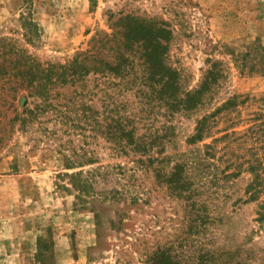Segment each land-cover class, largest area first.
<instances>
[{"label":"rangeland","instance_id":"rangeland-1","mask_svg":"<svg viewBox=\"0 0 264 264\" xmlns=\"http://www.w3.org/2000/svg\"><path fill=\"white\" fill-rule=\"evenodd\" d=\"M127 14L172 23L176 32L168 63L180 71L186 88H197L214 61L226 69L218 98L240 97V104L231 108L233 120L219 115L212 136L190 145L186 140L206 109L190 117L175 116L180 134L176 150L190 153L222 138L229 128L228 137L213 143L218 153L211 160L223 159L219 171L217 164L211 166L229 178L221 180L218 191L205 187L203 197L223 219L215 224L216 238L233 248L244 243L246 257L262 263L264 227L256 219L264 198V134L251 125L256 118L264 119V0H0V38L17 40L41 62L65 64L88 48L95 34L112 32V23ZM26 18L40 33L32 40H27ZM248 50L244 59L240 53ZM117 81L102 73L89 77L97 90L115 87L119 97ZM127 86L120 100L129 92L133 96L126 97L138 112L136 89ZM27 103L23 95L3 109L0 103V264H147L159 252L187 260L194 238L186 198L173 195L164 178L138 169L127 155L113 158L103 137L91 146L97 163L67 169L73 150L62 145L65 140L46 135V127H53L50 115L34 127L12 121ZM96 109L104 110L102 101ZM97 167L110 176L100 177L95 197L80 198L69 176H62ZM255 183L263 185L256 198L249 192Z\"/></svg>","mask_w":264,"mask_h":264},{"label":"trees","instance_id":"trees-1","mask_svg":"<svg viewBox=\"0 0 264 264\" xmlns=\"http://www.w3.org/2000/svg\"><path fill=\"white\" fill-rule=\"evenodd\" d=\"M36 25L27 19V40L40 34ZM111 28L112 32L95 34L88 48L79 51L65 64L41 62L17 40L0 38L1 108L15 103L23 95L30 105L27 103L12 121H21L23 127H34L44 116L50 115L48 119L53 127H46V135L65 140L62 145L73 150L74 156L68 159L67 169L97 163L99 158L91 146H98L97 140L103 137L113 158L127 155L138 164V169L152 170L156 177L164 178L173 195L188 200L194 239L186 250L187 260L182 261L177 253L159 252L150 257L147 264H264V261L254 263L246 257L244 243L233 248L216 238L215 224L223 219L212 213L208 208V197H203L205 187L218 191L221 180L229 178L226 173L221 177L211 166L217 164L218 171L221 169L223 159L218 158L216 163L211 161L218 153L217 145L213 143L222 141L225 135L228 137L231 134L227 131L229 128L223 131L228 133L222 138L216 137L190 153L176 150L180 134L174 123L175 116L190 117L206 109V113L196 119L194 134L186 140L190 145H198L212 136L219 115H228L233 120L231 108L240 104V97L234 95L222 102L218 98L224 86L222 81L227 78L226 69L222 63L214 61L205 71L200 85L191 90L184 86L180 71L168 63L176 32L172 23L127 14L120 15ZM249 50L240 53L244 59L250 55ZM93 73L118 80L115 86L121 87L119 97L115 87L106 90L93 87L89 82ZM125 84L129 90L136 89L138 112L126 97L127 94L133 96L129 92L125 93V101L120 100ZM100 92L102 98L98 96ZM99 100L103 102V111L96 109ZM124 102L127 115H124ZM211 106L215 107L208 109ZM48 119L44 123L49 122ZM255 121L251 127L255 126L257 132L264 134V119L256 118ZM80 159L84 161H78ZM100 167L106 169L108 166ZM62 176H69L70 184L80 198L82 195L95 197L100 193L97 189L100 177L107 179L110 172L101 173L97 167ZM262 190L263 185L255 183L249 192L256 198ZM134 200L138 201V197ZM257 214L256 221L264 227V198L258 202Z\"/></svg>","mask_w":264,"mask_h":264}]
</instances>
